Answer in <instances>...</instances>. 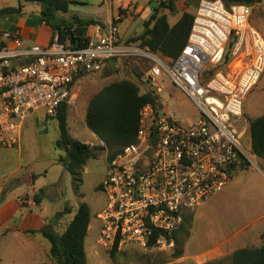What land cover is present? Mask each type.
I'll use <instances>...</instances> for the list:
<instances>
[{
    "label": "built area",
    "instance_id": "built-area-1",
    "mask_svg": "<svg viewBox=\"0 0 264 264\" xmlns=\"http://www.w3.org/2000/svg\"><path fill=\"white\" fill-rule=\"evenodd\" d=\"M124 10L130 14L134 8ZM121 15L107 26L92 25L81 48L56 37L46 46L25 47L18 29L0 32L4 146L17 145L19 125L30 114L43 111L54 118L63 104L74 107L75 78L107 69L109 61V70L117 61L147 65L140 82L154 101L139 110L135 141L107 160L101 183L105 202L96 242L117 251L163 245L185 215L219 194L249 161V122L242 105L264 72V36L250 23L248 5L200 0L176 58L122 41L113 22ZM173 91L195 114L180 117L167 105L164 96ZM243 136L248 147L241 143Z\"/></svg>",
    "mask_w": 264,
    "mask_h": 264
},
{
    "label": "rangeland",
    "instance_id": "rangeland-1",
    "mask_svg": "<svg viewBox=\"0 0 264 264\" xmlns=\"http://www.w3.org/2000/svg\"><path fill=\"white\" fill-rule=\"evenodd\" d=\"M81 1L87 4L71 6L70 9L75 10V12L71 11L68 14L60 15L69 18L76 13L83 19L90 18V2L94 3L96 0ZM131 1L143 5L144 11L140 16L132 17L120 25V31L127 33L126 39L140 33L143 21L157 8L152 4V0ZM199 1L176 0L175 6L178 4L181 9L192 14ZM0 2L6 3V5H16V0H0ZM250 7V23L264 36V0ZM179 13L180 10L178 9L177 14ZM174 15L169 16L170 23H172ZM146 69L147 65L139 60L125 63L117 61V68L109 75H105L101 71L79 79L74 88L78 92L77 88L81 87V95L79 96L78 92L76 105L69 107L68 110V129L71 136L98 149L101 146L100 141L87 129L83 121L90 96L106 84L122 79L134 81L143 92L146 86L142 85L140 80L143 79ZM164 97L167 105L173 108L178 116L185 117L189 114H195V109L175 91L171 93V97ZM76 109L78 113H76ZM242 110L244 118L247 120L264 115V72H262L257 84L246 95ZM36 114L42 116L44 112L38 111ZM44 125V133H40L39 128L35 131L28 130L26 132L21 153H18L15 147L0 144V153L3 156H8L6 163H0V182L5 183L6 178H9L6 179L7 185L10 184V181H16L20 173L27 171V159L32 160L34 167H36L42 164L41 156L53 157L54 161L44 163L48 175L44 180L46 186L42 187L44 193L40 194L41 205L36 207V210L42 211L44 217L49 218L48 223L52 221V224H47L48 229L54 233L62 234L79 205L86 203L89 206L91 221L84 242L87 264H228L229 257L234 250L264 244V240L261 238L262 233H260L264 231V228L259 227L258 230L250 231V220L258 215H264L261 214L264 213V160L256 158L250 151L248 165L239 166L235 170L231 178L230 188L225 191L222 200L212 199L198 207L193 212L190 221L184 222L186 232L180 233L177 241L168 239L163 245L147 249L135 247L122 249L116 251L111 257L110 250L101 248L96 242L99 234L98 214L105 202V196L100 190V185L106 175V151L100 152L97 158L87 162L81 173L79 187L76 190L71 175L58 162V157L64 156L65 150H54L52 147V140L58 136L57 122L55 119H51ZM240 140L245 147L249 146V140L245 136ZM24 161V167L20 168V163ZM8 175L10 177H6ZM50 182L51 184H49ZM26 199L20 200L22 206H28L25 202ZM64 207L70 208V212L63 216H57V213L62 211ZM35 236L43 246L46 245V250L49 252L50 243L48 240L40 234H35ZM3 238L1 241L2 248L0 247V264L33 263V254L23 251L18 246L22 242L26 245V237L18 236L14 241ZM178 250L181 254L176 257Z\"/></svg>",
    "mask_w": 264,
    "mask_h": 264
},
{
    "label": "trees",
    "instance_id": "trees-1",
    "mask_svg": "<svg viewBox=\"0 0 264 264\" xmlns=\"http://www.w3.org/2000/svg\"><path fill=\"white\" fill-rule=\"evenodd\" d=\"M17 6L0 8V19L17 16L25 4L39 6V23H44L52 29L53 36L61 43H67L72 48H81L87 39L89 26L98 24L94 19H81L73 16L70 20L59 18V14L69 11L70 5L82 4L79 0H16ZM176 0H160L157 8L142 23V31L131 37L126 43H135L141 47H148L155 53H160L169 58H176L186 44L193 21V13L183 12L178 21L169 25L168 14H174ZM225 5L231 3L253 6L261 0H222ZM166 10L167 13H160ZM114 23H117L113 21ZM113 69H104L105 75L111 74ZM81 77L75 78L79 80ZM154 99L147 92H141L137 83L132 80L112 81L93 94L88 102L84 123L103 146L98 149L72 138L67 127V108L63 104L59 107L54 118L58 126V137L54 148L65 150L64 156H59L58 161L72 177L73 186L77 190L81 181V173L91 159L97 158L100 152L106 151L107 160L114 158L123 147L133 143L139 126V110L146 103ZM250 149L252 155L264 160V115L248 119ZM248 165L245 160L241 167ZM101 190V185H100ZM34 204L39 205L41 196L32 197ZM70 212V208L57 213L63 216ZM193 212L184 216L182 223L171 232L167 239L178 240V236L186 232L184 222H189ZM91 221L90 208L86 203H81L73 218L66 225L62 234L54 233L51 229L42 228L39 231H27L34 234L39 232L50 243L49 258L54 264H87L84 250V240ZM188 224V223H187ZM264 240V233L261 234ZM113 247L109 254L116 253ZM181 254L177 251L176 257ZM228 264H264V244L257 247H245L234 250L229 257Z\"/></svg>",
    "mask_w": 264,
    "mask_h": 264
},
{
    "label": "crops",
    "instance_id": "crops-1",
    "mask_svg": "<svg viewBox=\"0 0 264 264\" xmlns=\"http://www.w3.org/2000/svg\"><path fill=\"white\" fill-rule=\"evenodd\" d=\"M81 3L82 4L70 5V7L71 6H74V7L82 6V5L87 4L86 2L84 3L83 1H81ZM152 4H154L155 7L156 6L158 7L159 2L157 0H152ZM127 5H130L134 8V11L130 12V14H126L127 10H124V8ZM7 6L15 7L17 6V1H16V5H6V3L0 2V8L7 7ZM70 7H69V11L65 14H68L69 12L73 11L70 9ZM175 7H176V11L174 12L175 15L170 14V15L175 16L172 23L169 22L170 15H167L169 25L175 24L178 21V19L181 17V14L183 12H186L185 10L181 9L178 6V4ZM90 8H91V13H90L91 17L88 19H94L98 22V24L102 26H107L108 24L111 23L113 19H116L120 14H122L120 19L116 23L119 29L120 39L122 41H127L131 37L138 35V34H135L131 36L130 38L126 39L127 33L126 32L122 33L120 31V25L124 21H127L128 19L132 17L135 18V17L140 16V14L144 11L143 5H138L137 3H133L131 0H127L125 2H123L122 0H96L94 1V3L90 2ZM178 9L180 10L179 14H177ZM39 10L40 8L36 4H25L19 15L9 16V17L0 19V32L12 31L14 29H18L21 34L22 45L25 47L34 45V44H37L40 46L48 45L51 42L53 32H52V29L46 24L39 23L38 21ZM73 12H75V10ZM160 13H167V11L160 10ZM73 16H77L83 19L80 15H77L76 13L69 16V18L71 19ZM59 18L63 20H66V19L70 20L69 18H66L60 14H59ZM91 26L88 27L87 34H90ZM77 90L80 96L82 92V88L78 87ZM68 110H69V107L67 108V127H68ZM37 112L30 114L19 125V128L17 130L18 143L17 145L14 146L15 150H17L18 153H21L23 150V139H24V135H26V132H28V130L35 131V129L39 128L40 129L39 132L44 133L45 131L44 123H47L49 122V120H51V118L45 116V114H43L42 116L40 115L38 116L36 114ZM76 113H78L77 109H76ZM84 115H83V121H84ZM68 132H69V129H68ZM93 136L98 140V138L94 134ZM57 137L52 140L53 148H54V142L57 139ZM1 149H4V148H1ZM5 150H8V149H5ZM7 161H8V156L6 155L3 156L0 153V163L3 164V163H6ZM40 161L42 164L34 167L33 161L27 159L26 160L27 171H25L24 173L23 172L20 173L19 176H17L16 181L14 182L10 181L11 185L9 183L7 185L6 179H9V178H6V177H10V175H8L4 177L6 178L4 180L5 183L0 182V247L2 246L1 241H3L2 240L3 237H4L3 239L9 238V239H12L13 241L18 236L26 237L27 238L26 245L22 242L18 246L21 247L23 251H27L29 253L31 252L33 254L32 264H54L49 258V252L46 250V245L43 246L40 243V241H38V239L36 238L37 236H35V234H40V233L39 232H36L35 234L27 233V231H39L42 228H48V225H50L48 223L49 218L44 217V214L42 211L36 210V207L40 206L41 202L39 205L33 204L32 206L28 203L35 194L40 195L44 193L42 190V187L46 186V183L44 182V180L46 179L48 175V172H47V169L44 163H47V162L49 163L51 161H54V159L53 157L41 156ZM24 163L25 161L20 163L19 167L23 168ZM230 183H231V179L225 185L224 189L219 194L214 196L212 199L221 201L222 198L225 196L224 194L225 191L230 188ZM49 184H51V182ZM23 198H27L25 201L27 202L28 206L21 205L20 200L21 199L23 200ZM261 214H264V213H261ZM259 227L264 228V215H258L252 220H250V231L258 230ZM260 233H264V231ZM26 264H30V262H26Z\"/></svg>",
    "mask_w": 264,
    "mask_h": 264
},
{
    "label": "water",
    "instance_id": "water-1",
    "mask_svg": "<svg viewBox=\"0 0 264 264\" xmlns=\"http://www.w3.org/2000/svg\"><path fill=\"white\" fill-rule=\"evenodd\" d=\"M113 65V62L112 61H109L106 65V68L109 70L110 66ZM49 224H52V221L49 223Z\"/></svg>",
    "mask_w": 264,
    "mask_h": 264
}]
</instances>
